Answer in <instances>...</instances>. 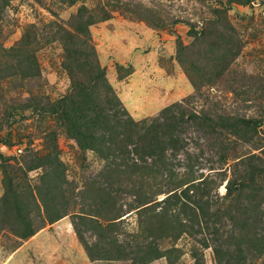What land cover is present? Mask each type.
<instances>
[{
    "label": "rangeland",
    "instance_id": "374dc122",
    "mask_svg": "<svg viewBox=\"0 0 264 264\" xmlns=\"http://www.w3.org/2000/svg\"><path fill=\"white\" fill-rule=\"evenodd\" d=\"M96 73L102 77L94 78ZM92 83L97 84L92 99L103 107H109L107 99L121 106L135 128L169 107L187 120L190 113L207 114L217 127L204 131L188 124L178 137L181 149L167 150L163 162L175 167L176 179L190 166L194 177L205 179L211 212L216 205L235 210L247 202L245 196L237 201V192L229 195L227 184L242 175L249 184L251 164L264 165V0H0V264H133L115 255L92 258L76 226L90 244L100 230L116 249L123 239L157 230L153 217L169 208L168 202L156 203L166 193L154 196L150 210L124 204L133 196L115 183L131 184L133 170L120 169L108 157L114 153V146L108 150L111 142L104 157L49 112ZM241 118L261 122L251 130L221 125ZM49 162L61 164L56 182L65 178L73 206L69 214L42 222L38 215L45 214V204L38 189H45ZM153 166L151 182L143 183L157 191L167 176ZM138 168L150 169L146 163ZM255 181L264 202V173ZM9 189L18 195L21 211L9 210ZM78 213L91 218L78 221ZM27 218L35 227L43 224L22 237ZM167 220L169 234L159 247L174 264H197L195 252L203 264H219L214 240L209 247L201 241L211 238L206 231L179 235ZM225 225L218 226L228 234L232 227ZM151 264L171 262L163 256ZM253 264H264V255Z\"/></svg>",
    "mask_w": 264,
    "mask_h": 264
},
{
    "label": "trees",
    "instance_id": "16d2710c",
    "mask_svg": "<svg viewBox=\"0 0 264 264\" xmlns=\"http://www.w3.org/2000/svg\"><path fill=\"white\" fill-rule=\"evenodd\" d=\"M57 37H59L57 39H61L62 36ZM74 51L76 52V50ZM100 74H94V78L98 77L100 79L102 77ZM96 87V83L82 84L77 98H70V101L63 100L56 103L48 109L49 112L58 114L61 122L71 132H74V138L77 141L94 150L98 149V153L104 157L108 155L104 150L111 142L108 150H112V146H114L112 151L116 154L109 153L111 155L108 157H111L113 163L117 166L120 162V169L129 168L133 170L131 172L133 177H130L129 180L131 184L126 182L115 183V189L118 190V187L127 186L126 190H123L124 194L133 196V201L125 200L124 204H129L131 209L150 210L154 205V196L166 193V196L156 203L166 204L168 202L169 208H161L159 214L153 217L157 222V230L149 228V235L145 234L142 237L137 235L131 240L123 239L122 244H119L116 249H113L112 241L104 239L106 235L100 230L95 233L98 239L93 242L94 245L90 244L91 242L89 243L85 239L84 233L76 226V230L91 257H96L92 253L98 255L96 258L115 255L116 258L114 257V259L130 260L133 264H151L154 260L167 256L171 264H174L167 250H162L159 247L161 238L169 234H167L164 225L167 218V221L172 223L174 231L177 230L179 235L181 232L191 233L190 230H193L192 233L206 231L211 238L206 235L201 241L205 247H209L208 241L210 239L214 240L213 244L210 245L213 247L219 264H253L254 258L264 255V225L262 224L264 223V209L262 208L264 202L262 201L263 195L260 193L262 185L255 181L259 173L263 175L264 165L260 163L251 164L253 169L249 172V184H247L248 180L245 175H242V178H231L227 184L229 195L237 192V201L240 196H245L247 197L246 203L243 205L239 203L235 210H225L216 205V210L211 212L212 205L210 199H207L210 192L205 187V179L194 177L192 175L194 173L193 167L190 165L191 171L181 179H176L175 167L168 168L164 162L167 150L181 149L178 137L184 133V128L188 124L198 126L204 131H211V129L217 127L215 121L207 114L200 116L196 113H190L187 120L185 119V113L176 114L174 108L169 107L163 112L162 117L151 121L149 124H144L142 127L135 128L134 125L132 127L134 122L132 117L121 106L118 107L117 104L111 106V102L107 99L105 101H107L109 107H103L102 102L92 99ZM260 122L261 120L257 119L241 118L237 122L228 119L221 125L233 130L240 129L243 126L245 129L251 130V128L256 129ZM149 159L151 160L150 163L148 162ZM142 163H146L150 169L142 172L138 168ZM153 164L160 166L156 170L157 173L162 176L163 170H165L164 176H167L161 179L162 186H159L160 188H157V191H153L152 187L150 188L145 184H149L152 180L150 178L153 177L151 172L152 167H154ZM48 165H50L51 170H47L43 175L45 189H38L39 192L42 191L40 192L41 199L45 204V214L41 215L42 213H39L38 215L42 222H44L45 217L49 220H55L69 214L73 206L66 183L63 182L65 178L59 180L58 183L56 182V172L61 164L56 166L49 162ZM62 172L65 173L64 169ZM137 178L142 182H139ZM50 185H55L54 189H49ZM184 185L187 186L183 187ZM248 186L252 190H249ZM244 188H247L246 192H242ZM9 192L12 193V195H9V204L12 202L9 210L12 211L11 208H14L21 211L22 205L18 195L12 189H9ZM77 197L79 198V195ZM105 205L103 204V207ZM82 212L85 213V211ZM83 213L75 214L74 217L78 221L91 218ZM120 217L121 215H117L115 219ZM92 219H95V217H92ZM220 223L225 227V223L230 224L232 227L230 233L227 234L221 231L220 228L225 227H219ZM97 224L100 229H103L102 224ZM41 225L35 227L33 221L27 218L26 224L22 228L24 231L22 237L34 234L41 228ZM195 256L197 261L200 259L199 262L196 261L197 264H203L202 257L198 258L199 253L195 252ZM249 257L250 260L247 262Z\"/></svg>",
    "mask_w": 264,
    "mask_h": 264
}]
</instances>
